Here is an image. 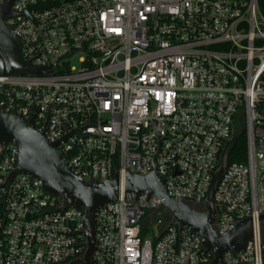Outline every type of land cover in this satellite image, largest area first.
Here are the masks:
<instances>
[{
  "label": "built area",
  "instance_id": "2783aa9c",
  "mask_svg": "<svg viewBox=\"0 0 264 264\" xmlns=\"http://www.w3.org/2000/svg\"><path fill=\"white\" fill-rule=\"evenodd\" d=\"M11 8L5 22L24 57L49 71L0 76V110L33 118L85 180L156 173L169 197L204 210L222 150L244 121L246 160L228 162L216 184L213 228L226 236L250 217L252 238L216 264H264V0H13ZM18 153L0 143V264H83L84 210L61 206L38 177L9 180ZM161 209L155 194L123 191L104 204L92 264H209L200 235L164 223Z\"/></svg>",
  "mask_w": 264,
  "mask_h": 264
},
{
  "label": "water",
  "instance_id": "95a60500",
  "mask_svg": "<svg viewBox=\"0 0 264 264\" xmlns=\"http://www.w3.org/2000/svg\"><path fill=\"white\" fill-rule=\"evenodd\" d=\"M12 1L0 4V76L49 71L47 67L34 66L30 59L24 57L20 39L9 30L5 18L12 13ZM42 4L47 2L34 7L39 8ZM238 135L234 133L222 150L219 164L208 186L207 196L203 200L204 210H201L190 202L169 197L165 191V179H159L156 173L139 175L127 172L122 178L116 172L112 178L104 181L85 180L65 162L55 143L48 141L44 132L33 125V118L26 120L19 115L0 110V143H14L19 151V164L8 179L11 180L17 173L38 177L43 182L44 190L59 197L61 206H74L84 210L87 235L83 264H92L97 211L104 204L116 200L122 191L134 193L136 197L143 193L157 195L172 222L187 226L200 235L204 248L212 254L209 264H216L227 250L239 252L245 249L252 238L250 217L237 221L235 228L226 236L218 235L213 228L216 215L214 191L227 167L229 146ZM263 219L264 214L260 215L259 221Z\"/></svg>",
  "mask_w": 264,
  "mask_h": 264
},
{
  "label": "trees",
  "instance_id": "16d2710c",
  "mask_svg": "<svg viewBox=\"0 0 264 264\" xmlns=\"http://www.w3.org/2000/svg\"><path fill=\"white\" fill-rule=\"evenodd\" d=\"M236 134H239L237 138L230 144L229 152H228V162L231 163L233 161L244 162L246 160V134L245 131L241 132L236 130ZM164 223L172 221L171 216L169 213L166 212L165 209H162L157 214ZM261 230L264 236V219L261 221ZM147 228L144 227L142 230V237H146L148 235ZM153 242L156 241L157 237L155 234H152Z\"/></svg>",
  "mask_w": 264,
  "mask_h": 264
},
{
  "label": "rangeland",
  "instance_id": "374dc122",
  "mask_svg": "<svg viewBox=\"0 0 264 264\" xmlns=\"http://www.w3.org/2000/svg\"><path fill=\"white\" fill-rule=\"evenodd\" d=\"M245 127H244V121L243 122H237L236 123V125H235V133H236V130H238V131H245V129H244ZM242 131V132H243ZM162 209H165V208H162ZM161 209V210H162ZM166 210V209H165ZM167 212V211H166ZM168 213V212H167ZM147 233H148V235H150V236H152V234H154L153 232H149V230L147 231Z\"/></svg>",
  "mask_w": 264,
  "mask_h": 264
}]
</instances>
